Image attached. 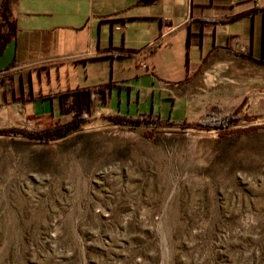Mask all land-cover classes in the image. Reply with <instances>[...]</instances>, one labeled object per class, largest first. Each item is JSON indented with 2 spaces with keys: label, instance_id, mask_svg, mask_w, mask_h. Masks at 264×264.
Masks as SVG:
<instances>
[{
  "label": "rangeland",
  "instance_id": "rangeland-1",
  "mask_svg": "<svg viewBox=\"0 0 264 264\" xmlns=\"http://www.w3.org/2000/svg\"><path fill=\"white\" fill-rule=\"evenodd\" d=\"M209 112L239 120L208 129ZM67 118L18 117L0 133V264H264V106L227 100L180 122L92 115L50 141L20 133Z\"/></svg>",
  "mask_w": 264,
  "mask_h": 264
},
{
  "label": "crops",
  "instance_id": "crops-1",
  "mask_svg": "<svg viewBox=\"0 0 264 264\" xmlns=\"http://www.w3.org/2000/svg\"><path fill=\"white\" fill-rule=\"evenodd\" d=\"M6 2L0 129L80 112L180 122L247 97L264 106V0ZM100 87L99 112L89 91Z\"/></svg>",
  "mask_w": 264,
  "mask_h": 264
},
{
  "label": "trees",
  "instance_id": "trees-1",
  "mask_svg": "<svg viewBox=\"0 0 264 264\" xmlns=\"http://www.w3.org/2000/svg\"><path fill=\"white\" fill-rule=\"evenodd\" d=\"M145 2H150V1H155V0H143ZM6 41V38L3 37L0 34V44L3 45V43ZM2 59V56L0 57V61ZM12 67V63H9L7 66H4L3 68H0V72L4 71V70H8L9 68ZM104 88H99L96 91H89V94H93L96 93L97 91H103ZM79 115L77 117H75L73 120H71L70 122H67L65 124L62 125H57L53 128H49L40 132H20V133H24V135L33 138V139H39V140H45V141H50V140H57V139H61L64 137H67L69 135H71L73 132L77 131L78 129H80V127L82 126V123L85 120V117H83L82 113H78ZM119 119V118H117ZM119 120H123V119H119ZM239 119L237 118V115H223V116H214L213 112H209L208 116L206 118H204L200 124L204 127H207L208 129H212V128H229L230 125L236 123ZM0 133L3 134H8L9 132L6 129L0 130Z\"/></svg>",
  "mask_w": 264,
  "mask_h": 264
},
{
  "label": "water",
  "instance_id": "water-1",
  "mask_svg": "<svg viewBox=\"0 0 264 264\" xmlns=\"http://www.w3.org/2000/svg\"><path fill=\"white\" fill-rule=\"evenodd\" d=\"M12 55V51H9L6 56L0 61V68L7 66L10 63V57Z\"/></svg>",
  "mask_w": 264,
  "mask_h": 264
},
{
  "label": "flooded vegetation",
  "instance_id": "flooded-vegetation-1",
  "mask_svg": "<svg viewBox=\"0 0 264 264\" xmlns=\"http://www.w3.org/2000/svg\"><path fill=\"white\" fill-rule=\"evenodd\" d=\"M9 51H11V48H9L8 52H9ZM8 52H6V53L2 56V59L6 56V54H7ZM2 59H1V61H2Z\"/></svg>",
  "mask_w": 264,
  "mask_h": 264
}]
</instances>
